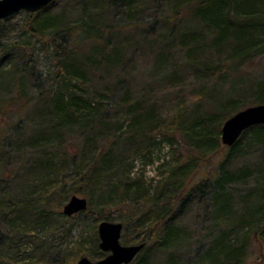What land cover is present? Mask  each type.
<instances>
[{"label":"trees","instance_id":"trees-1","mask_svg":"<svg viewBox=\"0 0 264 264\" xmlns=\"http://www.w3.org/2000/svg\"><path fill=\"white\" fill-rule=\"evenodd\" d=\"M58 2L31 14L33 24L26 29L42 37H46V29L53 30L50 41L55 49L50 58L56 72L52 79L38 72V58L29 44L4 46L0 42V170L13 176L15 186L2 185L0 191V216L9 229L0 239L6 247L0 264H35L24 262L31 259L25 246L36 244L46 228L60 226L55 204L74 195L89 197L85 212L96 220L117 221L102 210L115 196L123 205L130 202L138 208L137 219L135 214L123 221L124 236L129 223L135 229L134 239L125 236L126 244L146 243L131 264H244L252 238L264 240V181L241 197L239 214L234 209L233 187L245 185L253 174L233 164L248 155L249 148L255 149L262 155L258 168L264 179L263 125L245 131L228 147V154L218 164L215 192L210 198L204 197L202 185L192 186V175L200 166L191 160L181 165L179 161L167 173L159 171L163 181L154 194L141 179L131 177L129 162L138 155L148 158L161 141L174 146L179 135L202 157L216 154L223 148L224 122L241 109L264 104V80L250 79L247 71L264 56V0H82L76 5L79 14L74 21L64 9L52 12ZM147 11L155 12L151 21L137 20ZM116 15L130 20L125 24L109 20ZM139 31L154 32L147 44L158 49V69L166 67L176 54L198 79L209 82L216 69L210 70L208 57H228L236 76L224 71L217 76L224 85L227 79L232 80L226 97L208 104V99L200 96L205 107L198 103L191 114L179 111L169 119L154 104L149 105L145 92L131 100L127 91L112 102L121 79L117 76L115 83H109L106 78L112 71H126L125 50L138 48L134 35ZM245 78L250 83L239 90ZM30 107L34 126L27 133L17 116ZM186 122L189 127L182 132ZM9 134L14 135L10 142ZM248 136L252 143L245 144ZM68 166L74 174L67 191L60 177ZM95 194L107 203L93 211ZM196 194L204 210L208 207L209 214H214V223L205 227L203 222L202 231L212 235L211 245L204 255L192 259L183 220ZM95 235L98 245L97 232ZM46 245L42 241L37 247ZM104 256L97 253L98 259Z\"/></svg>","mask_w":264,"mask_h":264},{"label":"rangeland","instance_id":"rangeland-1","mask_svg":"<svg viewBox=\"0 0 264 264\" xmlns=\"http://www.w3.org/2000/svg\"><path fill=\"white\" fill-rule=\"evenodd\" d=\"M81 1L82 0H59L58 4L53 7L52 12H60L64 9L68 19L74 21L79 14L78 11H76V5ZM150 2L152 3V1ZM147 13L146 15L141 14V17H138L137 20L151 21L155 12L147 11ZM30 15L31 14L22 11L7 20H3L0 23V42L4 46H11L16 43L29 44L34 50L36 58H38V72L40 75H43V77L52 79L56 72V68L50 58V55H53L55 49V45L50 41V35L53 30L46 29L44 32V36L46 37L39 36L34 32L28 33L26 31L27 25L29 26L30 23L33 24ZM109 20L114 23L125 24L130 19L125 15H116L115 17L110 16ZM134 36V40L138 42V48H133L128 51L125 50L126 61L124 67L126 71H112L109 77L106 78L109 83H115L117 76L121 79L115 89L114 95L112 94L111 96V98H113L112 102H116L120 97H123L127 91H130L131 100H133V98L136 99L139 94L145 92L148 93L150 97L148 100L149 105L154 104L157 110L161 111L165 119H169L174 114L177 115L179 111L180 113L189 111L188 113L191 114V111L195 109L198 103V105H203V107H205L207 103H215V101H213L214 99L218 101L226 97L228 87L232 84V80L231 78L227 79L228 83L224 85V83H222L223 80H217V76L222 71L230 72L234 77L236 76V74L233 73L234 65L228 60V57H208V67L210 70L216 69L215 78L208 82L198 79L194 71H190L185 65L184 58L176 54L173 55V59L166 67L158 69L156 65V52L158 49L155 46L148 47L147 44L151 43V39L155 36L154 32L144 31L141 33L139 31ZM247 71L250 79L262 82L264 80V56L248 66ZM95 82H97V80H95ZM249 83L250 80L245 78L240 81L237 88L239 90L243 89L248 86ZM200 96L206 97L208 99L207 103H201ZM32 114L33 112L30 107L26 109L23 114L17 116V121L20 119L21 126L26 127L25 130L27 133H30L34 126V124H31L32 119H34V114ZM8 122L12 124L10 119H8ZM22 127L18 128L19 131L22 130ZM188 127L189 122L183 124L182 132H185ZM26 136H29V134H26ZM13 137L14 135L9 134L8 142H10ZM251 139V136H248L245 144L249 143ZM221 145L223 148L216 154L209 153L204 155L205 157H202L198 152H194L191 146H189L180 135L177 137L174 146H171L166 141H161L152 149L148 158H145L143 155H138L130 159L131 177L133 179H141L145 183V187L150 190V193L154 194L160 182L163 181L162 174L161 176L158 174L159 171L167 173L176 166L179 161L182 160L179 163L181 165L191 160L193 165L195 164L196 167L200 166L199 170L197 169V172L195 171L192 175V186L197 184L202 185L201 187L205 194L204 197L210 198L215 192L218 164L221 163L229 152V148L224 146L222 141ZM74 148L75 147L71 148L73 152ZM11 150L12 154L17 155L15 149L11 148ZM32 152L34 151L32 150ZM248 152V155L233 164L235 168H248L253 174V176L247 179L245 185L233 187L234 209H236V212L239 214L242 213L241 197L255 190L256 186L264 181L263 175L258 168V164H260L262 160V155L255 149L252 150L249 148ZM34 157H36V155H34ZM2 172L3 171L0 170V178H3L0 181V191L2 190V185L7 186L9 189L15 187L12 185L13 183L11 180L13 176L9 173L6 174ZM73 174L74 169L68 166L64 176L60 177V179L64 180L62 184L66 185L67 191L73 185ZM4 180H7V182H4ZM78 196L87 198L89 202L88 196ZM195 196L196 197H193L192 200L196 199V201L194 204H191L190 208L186 209L183 220V224L188 229V236L190 238L189 257L192 259L204 255V252L207 251L211 245L212 235L209 234L208 236L206 231H202L203 222L206 221L205 227L211 226L214 223V214H209L208 207L206 209L207 211H205L204 205L198 203L199 195L196 194ZM60 197L61 194H59V198ZM70 198L71 197L65 199L63 203L59 201L55 204L56 206L54 208L56 212H58L57 216L60 218V226L46 228L39 234L36 244L30 247L25 246V253H28V249L31 253V259L26 258L24 260L25 263L76 264L83 257H87L93 262L106 257L107 254L103 253L99 248L100 239L98 235V226L101 220H96L92 214L87 212L74 215L73 217L64 215L63 208ZM250 198L252 201L256 202V200H253L252 196ZM92 202L93 211H95V209L106 202V200L104 198L101 200L99 195L95 194ZM203 202L205 201L203 200ZM124 204L125 205H123L122 200L115 196L109 200L108 204L104 203L102 210L105 211V213H111L114 217H117V221H114L117 223H123V221L128 220L129 217H134L135 214L137 215L135 219H137L139 212L138 208L131 205L130 202ZM1 219L2 217L0 216V239L6 237L9 233L6 222ZM58 228L60 229L58 230ZM95 232H97V237L99 239L98 245L95 242ZM126 235L128 240L131 241L134 239L135 229L133 223H129L125 236ZM125 236L122 233V245H133L125 243ZM42 241H45L47 245L42 248L37 247ZM248 246L249 248L244 264H264V240H261L259 237L254 239L253 237ZM5 248L6 247L0 244V255ZM23 248L24 246L22 250ZM78 251H80L82 256L78 254ZM99 252L105 255L101 259L97 258V253Z\"/></svg>","mask_w":264,"mask_h":264},{"label":"water","instance_id":"water-1","mask_svg":"<svg viewBox=\"0 0 264 264\" xmlns=\"http://www.w3.org/2000/svg\"><path fill=\"white\" fill-rule=\"evenodd\" d=\"M55 1L0 0V22L22 11L29 14L37 13ZM257 125L264 126V104L243 109L227 119L222 127V144L229 148L233 147L245 131ZM87 209V198L74 195L65 204L63 213L68 217H73L81 212H85ZM123 230V223L101 221L98 226L99 248L103 253L107 254L106 257L96 262L83 257L76 264H131L145 249L146 243L122 245Z\"/></svg>","mask_w":264,"mask_h":264}]
</instances>
